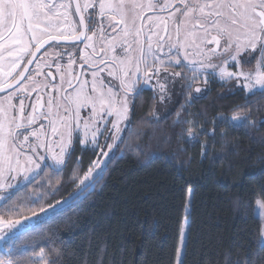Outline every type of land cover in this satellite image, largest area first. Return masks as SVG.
Returning a JSON list of instances; mask_svg holds the SVG:
<instances>
[{
	"label": "snow or ice",
	"instance_id": "snow-or-ice-1",
	"mask_svg": "<svg viewBox=\"0 0 264 264\" xmlns=\"http://www.w3.org/2000/svg\"><path fill=\"white\" fill-rule=\"evenodd\" d=\"M211 82L228 85L218 99L245 102L210 121L191 112ZM145 92L155 107L142 123L174 117L180 153L218 132L227 145L221 128L264 127L253 105L264 98V0H0V264H88L61 223L71 233L66 214L103 191ZM188 226L186 215L175 264ZM256 243L233 259L244 247L234 240L225 264H264V231Z\"/></svg>",
	"mask_w": 264,
	"mask_h": 264
},
{
	"label": "trees",
	"instance_id": "trees-1",
	"mask_svg": "<svg viewBox=\"0 0 264 264\" xmlns=\"http://www.w3.org/2000/svg\"><path fill=\"white\" fill-rule=\"evenodd\" d=\"M210 88L208 97L190 109L205 113L209 121L245 102L241 96L218 99L228 85L213 83ZM151 95L146 92L137 101L132 131L121 145L124 156L106 176L103 191L66 214L71 233L61 223L68 250L86 256L88 264H175L188 197L185 264H225L234 240L244 247L233 250V259L235 252L257 251L260 222L254 208L257 199L264 203V142L259 139L264 127L251 134L221 128L227 145L218 132L214 140L202 137L180 153L187 146L168 138L174 117L159 127L142 123L155 107ZM253 105L261 108L254 118H264V98L254 97ZM202 144L206 156L201 155ZM225 152L229 154L223 159L216 158ZM73 190L68 186L61 196Z\"/></svg>",
	"mask_w": 264,
	"mask_h": 264
},
{
	"label": "rangeland",
	"instance_id": "rangeland-1",
	"mask_svg": "<svg viewBox=\"0 0 264 264\" xmlns=\"http://www.w3.org/2000/svg\"><path fill=\"white\" fill-rule=\"evenodd\" d=\"M213 83H218V82H211L210 84H209V87H210V85L211 84H213ZM218 84H220V83H218ZM259 199H257L256 201H255V208H254V214L256 215L257 213H259L260 214V219H259V222H260V232L261 231H264V209H262V208H260V206H259V204H257V201H258ZM260 201V200H259ZM186 206H187V208H188V197H187V201H186ZM186 208V207H185ZM187 215V213L185 212V215H184V218H183V223H182V226H181V228L184 226V219H185V216ZM180 239V238H179ZM178 245H179V242H178ZM175 262H176V259H175Z\"/></svg>",
	"mask_w": 264,
	"mask_h": 264
},
{
	"label": "flooded vegetation",
	"instance_id": "flooded-vegetation-1",
	"mask_svg": "<svg viewBox=\"0 0 264 264\" xmlns=\"http://www.w3.org/2000/svg\"><path fill=\"white\" fill-rule=\"evenodd\" d=\"M146 93V92H145Z\"/></svg>",
	"mask_w": 264,
	"mask_h": 264
}]
</instances>
